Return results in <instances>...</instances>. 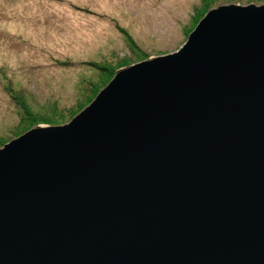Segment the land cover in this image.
<instances>
[{
  "label": "water",
  "instance_id": "obj_1",
  "mask_svg": "<svg viewBox=\"0 0 264 264\" xmlns=\"http://www.w3.org/2000/svg\"><path fill=\"white\" fill-rule=\"evenodd\" d=\"M0 264H264V2L4 143Z\"/></svg>",
  "mask_w": 264,
  "mask_h": 264
},
{
  "label": "rangeland",
  "instance_id": "obj_2",
  "mask_svg": "<svg viewBox=\"0 0 264 264\" xmlns=\"http://www.w3.org/2000/svg\"><path fill=\"white\" fill-rule=\"evenodd\" d=\"M264 0H0V147L62 125L126 65L179 49L208 9Z\"/></svg>",
  "mask_w": 264,
  "mask_h": 264
}]
</instances>
